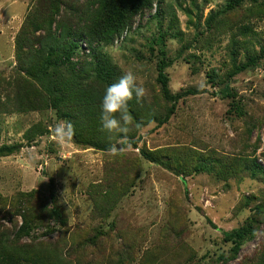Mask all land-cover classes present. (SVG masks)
I'll return each instance as SVG.
<instances>
[{
	"label": "rangeland",
	"instance_id": "1",
	"mask_svg": "<svg viewBox=\"0 0 264 264\" xmlns=\"http://www.w3.org/2000/svg\"><path fill=\"white\" fill-rule=\"evenodd\" d=\"M44 1L0 0V234L25 253L53 254L59 264H257L264 221L234 260H222L231 255L223 235L264 208V177L216 178L193 168L215 154L225 163L255 158L264 170V0L231 10L234 0H156L112 45L96 46L114 82L131 70L145 88L141 100L129 102V132H112L110 151L53 135L63 121L46 103L53 76L28 58L43 49L45 32L30 29L16 57L18 33ZM60 1L50 34L60 45L77 44L69 64L90 83L94 61L81 29L97 0ZM158 49L169 91L181 95L175 104L157 82ZM250 56L258 65L232 76L234 63ZM224 86L233 98H225ZM235 103L242 117L228 114ZM141 151L155 153L157 162Z\"/></svg>",
	"mask_w": 264,
	"mask_h": 264
},
{
	"label": "trees",
	"instance_id": "2",
	"mask_svg": "<svg viewBox=\"0 0 264 264\" xmlns=\"http://www.w3.org/2000/svg\"><path fill=\"white\" fill-rule=\"evenodd\" d=\"M156 0H97L94 6V12L87 20V29H81L84 33L90 53L91 62L94 61L93 71L94 76L90 83H85V77H82L81 70L75 72L74 66L69 64L72 55L76 54L79 47L76 43L70 41L67 44H58L56 39L50 34L55 18L58 14V6L60 0H45L42 7L38 8L40 14L37 16H28L26 22L20 29L16 38V57L23 55L28 44V31L30 29L43 30L46 40L42 50H38L35 54H29L28 58L34 56L33 67L40 64L44 75L49 73L53 79L49 81L50 95L46 97V103L49 107L55 110L56 115L63 121H70L75 128V135L72 139L76 143L83 144L96 150L110 151L109 145L112 133L101 131L99 116H100V100L106 86L114 83L113 72L109 69L104 57L99 56L96 46H109L128 28L131 26L134 18L140 13L152 8ZM244 0H234L228 5L231 10L236 5ZM256 3L261 0H251ZM263 1V0H262ZM215 21V16H209L206 24L210 26ZM57 29L62 30L59 26ZM82 33V34H83ZM33 37V35H29ZM54 40L56 45L49 44V40ZM42 45L40 41L35 43ZM47 48V49H44ZM46 50V56H44ZM158 54L162 58L159 67L157 82L160 87L161 94L165 100L175 104L180 100L179 95H172L168 88V79L165 74L167 63L164 62V52L158 49ZM258 58L250 56L246 63L237 65L234 63L233 72L231 75L251 70L258 65ZM69 70L73 74L65 75L63 72ZM61 72L64 75H60ZM75 73V74H74ZM230 75V76H231ZM44 79L38 82L42 85ZM53 88V91L50 89ZM225 98H233L230 94L228 86H224ZM32 95L27 94L25 98L29 100ZM172 110V109H171ZM142 115V113L140 112ZM228 114L242 117L243 111L239 103H235L228 109ZM134 117V113H130ZM136 122H141L142 118L136 114ZM93 140V141H92ZM131 146L136 147L137 142H129ZM141 156L145 160L156 163L157 156L155 153L141 151ZM213 156V157H212ZM195 160L193 172L200 174L215 175L216 178H221L225 175L230 176L232 173L247 172L252 178L258 176L264 177V170L257 164V160L244 158L233 159L229 163H225L215 154ZM51 214L61 222V215L58 210H50ZM264 221V208L256 207L250 218L237 229L223 235L225 243L231 246L230 257L224 258V261L234 260L245 241L252 238L255 234L256 226L259 222ZM24 228H20L16 233V238L24 233ZM10 236L0 234V264H59L58 260L50 253H25L21 248L12 245ZM257 264H264V253L259 257Z\"/></svg>",
	"mask_w": 264,
	"mask_h": 264
},
{
	"label": "clouds",
	"instance_id": "3",
	"mask_svg": "<svg viewBox=\"0 0 264 264\" xmlns=\"http://www.w3.org/2000/svg\"><path fill=\"white\" fill-rule=\"evenodd\" d=\"M144 96L145 88L138 85L137 76L131 70L122 74L116 82L106 86L100 100L101 131L127 134L128 125L132 122L129 102L133 97L139 101ZM53 135L61 141L71 140L75 135V128L70 121H61L53 129ZM120 138L126 139V136L122 135Z\"/></svg>",
	"mask_w": 264,
	"mask_h": 264
}]
</instances>
